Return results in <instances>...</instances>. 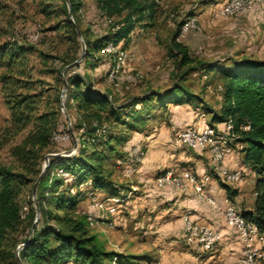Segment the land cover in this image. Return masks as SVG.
Returning <instances> with one entry per match:
<instances>
[{
    "label": "trees",
    "instance_id": "obj_1",
    "mask_svg": "<svg viewBox=\"0 0 264 264\" xmlns=\"http://www.w3.org/2000/svg\"><path fill=\"white\" fill-rule=\"evenodd\" d=\"M94 1L100 13L110 20L111 30L92 40L81 32L84 42L82 60L89 66H93L96 54L108 43L126 45L135 25L152 22L157 11L156 0ZM53 2H60L61 6L51 9ZM39 4L45 15L54 14L62 18L54 29H63L76 39L75 26L78 25L82 0H67L70 15L65 0H41ZM184 23L177 25L170 39V53L178 58L177 67L186 66L189 71L200 64L207 66L206 71L220 74V111L212 114L210 123L223 122L228 118L233 120L236 143L241 144L242 160L256 176L253 209L242 213L264 232V62L242 58L223 67L199 63L189 55L187 46L178 40ZM31 50L30 45L17 42L0 45V67L3 68L0 90L10 116V124L0 131V151L26 131L19 143L9 149L15 165L0 163V264H18L15 252L21 243H25L17 251L21 264H111L113 259L116 264H134L135 257L106 250L97 236L89 232L85 216L75 212L85 199L79 186L90 181L92 190L104 191L106 196H119L120 188L110 179L104 163L113 157L123 160L116 147L122 145L126 138L112 128L139 130L147 120L146 112L154 106L179 105L191 102L195 97L182 85L174 84L163 94H150L127 105L115 106L106 95L91 90L78 75L66 76L65 110L70 118L68 106L73 108L83 120L77 125L82 133L76 137V154L50 157L40 176V160L53 143L58 122L55 111L41 109L43 83L31 76L27 56ZM139 105L145 112L134 109ZM245 125L247 130L240 129ZM102 126H105L104 133L101 132ZM63 132L69 134L67 129ZM58 168L69 173L70 182L55 174ZM36 181L35 201L39 217L31 238L28 240V234L20 240L18 235L24 227L31 229L35 207L28 199L29 209L22 217L18 194L29 186L32 189ZM222 186L228 194L231 193L228 185ZM71 188L75 189L73 193Z\"/></svg>",
    "mask_w": 264,
    "mask_h": 264
},
{
    "label": "rangeland",
    "instance_id": "obj_2",
    "mask_svg": "<svg viewBox=\"0 0 264 264\" xmlns=\"http://www.w3.org/2000/svg\"><path fill=\"white\" fill-rule=\"evenodd\" d=\"M39 1L41 0H0V45L4 42H17L32 47L31 52L27 55L28 63L32 78L39 79L43 83L41 109L55 111L58 122L55 134L68 135L67 139L53 141L44 151L40 160L41 168L46 154L69 157L76 154L77 151L76 137L82 133L77 125L83 120L69 106L70 118L68 117L65 110L66 90L61 96L63 81L70 74L78 75L91 90L106 95L115 106L127 105L135 99L150 94H163L174 84L182 85L195 97L191 102L179 104L181 107L175 108V110L173 107L177 105L174 104H168L165 108L154 106L146 112L147 120L139 126V130L112 128L113 131L122 133L126 138L122 145L116 147L117 151L122 153L121 159L123 160L113 157L104 163V169L110 173V179L119 186L120 191L131 189L130 184L133 183L131 181L135 182L134 176L140 164L136 165V172L129 176L123 172L125 164H118L126 163L125 161L129 158V150L133 147L143 150V161L146 154L148 155L150 151L159 150L161 146L164 149L158 152L159 156L161 155L160 162H158L173 163L169 166L175 169L170 170L175 174L182 171H196L191 164L194 162L187 160L189 157H197L207 163L203 156H198L188 149L174 146L173 136L175 130L184 127L185 120L182 115L185 112L190 111L192 113V122L199 113L205 114L206 119L210 122L212 114L220 111L221 95L218 86L221 85L222 80L218 72L206 71L207 66L204 67L199 64L196 69L189 71L186 66L177 67L178 58L170 53V39L177 30L178 24L184 23L188 19H194V27L186 34L179 35L178 40L187 46L189 55L195 61L210 63L216 67L227 66L233 60L242 58L264 62V21H260L254 16L248 17L247 14L233 18L218 16L217 9L226 0H156L157 11L154 20L142 22L151 23V25L137 23L130 33L127 44L119 43L116 45L117 52H123L124 58L117 71L110 76V72L116 67L117 55L106 51L107 45L96 54L97 59L95 58L96 60L92 62L93 66L87 65L80 58L84 45L81 32L84 37L92 40L111 30L110 20L100 13L96 2L94 0H82L78 14V25L75 26L80 32V37L76 36V39H73L65 30L54 29L56 24H60L62 18L56 17L54 14L45 15L42 13ZM53 3L51 9L61 6L60 2ZM67 62L70 63L64 64ZM2 71L3 68L0 67V74ZM205 74L206 77H204ZM185 104L186 106H184ZM134 109L140 111L143 108L139 105ZM170 109L172 112H169ZM142 111L145 112V109ZM9 124V111L0 90V131ZM73 125L76 126L71 130ZM66 129L69 134L63 132ZM25 133L26 131L21 133L0 151V163L9 166L15 165L16 162L9 155V149L12 145L19 143ZM240 148L241 144L232 143L228 148H225L223 156L224 158L225 156L232 157L233 170L238 169L242 172L243 181L238 203L241 207L246 208L254 204L256 176L249 165L242 160ZM162 165H160L159 172L155 173L157 177L167 171L165 170L166 167L162 168ZM207 172L210 173V169ZM229 187L231 193L228 195L232 196L231 187L233 186ZM30 189L29 186L18 194V200L22 207V217L29 209L28 199L32 200L33 188ZM138 191H133L132 195ZM97 194L101 198L107 197L99 194V192ZM117 197L120 198V202L115 204V208L125 201L126 196L119 193ZM81 210L88 211L92 215L98 214L91 210L88 201L77 206L75 212L80 213ZM112 215V219H109L110 214L106 215L112 222L111 226L99 221L94 227H88L89 232L102 237L100 239L104 241L106 247L111 246V244H118L121 239L119 237L120 228L116 224L117 216L116 214ZM39 226H41L40 223ZM28 232L30 229L25 226L18 235V239L22 240L29 234ZM188 244L193 246L197 257L212 250L201 251L196 244ZM132 245L134 246V243ZM133 246L130 247V250L136 254L130 256L135 257L133 259L134 264H148V262H152V258H155L154 252H150L149 255H142ZM111 264H116L115 259L111 261Z\"/></svg>",
    "mask_w": 264,
    "mask_h": 264
},
{
    "label": "crops",
    "instance_id": "obj_3",
    "mask_svg": "<svg viewBox=\"0 0 264 264\" xmlns=\"http://www.w3.org/2000/svg\"><path fill=\"white\" fill-rule=\"evenodd\" d=\"M247 15L262 20V17L257 13L251 12ZM180 107L181 105H177L173 107V110ZM169 112H172V109ZM182 118L185 120L184 127H179L174 131V134L185 128L187 124L192 123L193 118L190 111L185 112ZM162 149L164 148L160 146L159 150L150 151L148 155L146 154V158L140 163L134 176L135 182L131 181L133 182L130 184L131 189L119 192L120 195L126 196L125 201L116 206L113 214L117 216L116 224L120 228L119 237L121 239L118 244L105 246V249L123 255L136 254L130 250V247L133 246L132 243H134L133 247L140 252L139 254L155 253V258H152V262H148V264H239L242 244L236 231L225 224L222 211L225 207V198H228L234 208L240 212L253 209V204L243 208L238 203L242 183L237 186L233 185L231 187L233 194L229 196L221 181L214 178L210 179L203 187L202 193L213 198L216 201V206L210 205L205 200H198L193 187L184 191L174 186L159 189L155 185L157 177L155 173L161 169L160 165L163 164L162 168L166 167L165 170L167 171L175 170L169 166L173 163H159L161 155L159 156L158 152L163 151ZM195 154L203 156L207 163L197 157H189L187 160L194 162L191 164L199 176L207 174V170L210 169L208 154L205 152ZM232 160V157L225 156L223 166L233 170L234 163ZM135 190L139 191L132 195ZM99 194L107 195L104 191H99ZM86 201H82L78 206L83 205ZM186 212H189L193 221L205 224L219 233V240L215 248L209 253L197 257L193 246L182 240V217ZM112 216L110 215L109 219H112ZM92 234L97 236L96 233ZM100 237V235L97 236L98 240L104 244Z\"/></svg>",
    "mask_w": 264,
    "mask_h": 264
},
{
    "label": "built area",
    "instance_id": "obj_4",
    "mask_svg": "<svg viewBox=\"0 0 264 264\" xmlns=\"http://www.w3.org/2000/svg\"><path fill=\"white\" fill-rule=\"evenodd\" d=\"M257 13L264 21V0H226L217 9V15L223 18L239 17L248 13ZM194 19H188L181 27L180 35L186 34L194 27ZM264 24V22H263ZM264 29V26H263ZM109 53H115L116 67L110 72L112 76L123 63L124 53L117 52L116 46L112 43L105 47ZM205 77V76H204ZM220 89V87H219ZM240 129L247 130L248 126H241ZM101 132H105V126H102ZM68 135L61 136L53 134L52 141L67 139ZM237 134L233 130V120L226 119L223 122L211 124L206 115L199 113L197 118L187 127L177 131L173 136V144L176 147L188 149L195 153L205 152L209 157L210 173L199 176L192 171H182L175 174L172 171H165L155 180V185L159 189L174 186L181 191L193 187L197 193L198 200H205L210 205L216 206V201L202 193L203 187L210 179H217L228 186H237L242 183L243 175L240 170H230L223 166L224 150L229 145L235 143ZM144 156L143 150L133 147L129 150V158L125 164L123 172L129 176L136 172V165L140 164ZM119 166V165H118ZM57 176L62 177L66 182L71 181V176L67 171L58 168L55 171ZM91 210L96 211L97 215H92L88 211L81 210L80 214L85 216L88 227H94L101 221L108 226L112 222L107 218V214L112 215L115 212V204L120 202L117 196L99 197L96 191L91 189V182L87 181L79 186ZM74 188L70 189L73 193ZM225 207L222 211L225 224L234 229L238 239L242 244L240 264H264V232L260 231L257 225L242 212L236 210L228 198L224 199ZM182 225V237L186 243L196 244L201 251L213 249L218 240L219 233L213 231L205 224L193 221L189 212L184 213Z\"/></svg>",
    "mask_w": 264,
    "mask_h": 264
},
{
    "label": "water",
    "instance_id": "obj_5",
    "mask_svg": "<svg viewBox=\"0 0 264 264\" xmlns=\"http://www.w3.org/2000/svg\"><path fill=\"white\" fill-rule=\"evenodd\" d=\"M65 1H66V4H67V0H65ZM67 9H68V13H69V7H68V4H67ZM69 15H70V13H69ZM70 18H71V17H70ZM70 20H71V19H70ZM75 31H76L77 36L80 37V32H79V30H78L77 28H75ZM83 53H84V45L82 46V52H81L80 58H82ZM65 90H66V82H65V80H64V81H63V89H62L61 96L65 93ZM73 140H74V139H73ZM52 156H57V155H56V154H46V155L44 156V163H43L42 168H41L40 176L43 174V172L45 171V169H46V167H47L48 159H49L50 157H52ZM36 184H37V181H36V183H35V185H34V187H33V189H32V201H33V203H34V207H35V218H34V221H33L32 225H31V229H30V233H29V238H28V240H29V239L31 238V236H32L33 228H34V226H35V224H36V222H37V220H38V217H39L38 208H37L36 201H35ZM24 245H25V243H21V244H19V245L17 246L16 252H15V255H16V261H17L18 264H21V263H20L19 258H18V256H17V251H18L21 247H23Z\"/></svg>",
    "mask_w": 264,
    "mask_h": 264
}]
</instances>
